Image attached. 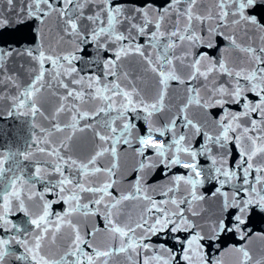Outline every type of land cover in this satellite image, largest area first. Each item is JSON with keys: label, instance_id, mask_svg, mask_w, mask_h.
Returning a JSON list of instances; mask_svg holds the SVG:
<instances>
[{"label": "snow or ice", "instance_id": "1", "mask_svg": "<svg viewBox=\"0 0 264 264\" xmlns=\"http://www.w3.org/2000/svg\"><path fill=\"white\" fill-rule=\"evenodd\" d=\"M50 18L62 51L44 46L42 28L35 50L0 48V86L16 89L0 100L39 129L26 150L0 153V264H222L203 242L249 241V213L264 212V0H27L15 22L0 11V30ZM16 55L27 57L23 84L7 68ZM88 131L81 158L74 142ZM121 150L133 160L126 188ZM17 156L33 163L30 175ZM210 181L218 213L205 235L190 217L204 213L198 189ZM17 213L23 225L10 219ZM77 216L103 225L89 230ZM231 251L237 264H264L246 244Z\"/></svg>", "mask_w": 264, "mask_h": 264}, {"label": "water", "instance_id": "2", "mask_svg": "<svg viewBox=\"0 0 264 264\" xmlns=\"http://www.w3.org/2000/svg\"><path fill=\"white\" fill-rule=\"evenodd\" d=\"M210 2V0H209ZM27 0H14L15 9L9 12L8 6L6 3H0V11L4 13V15L12 20L16 21L17 13H19L22 7H26ZM261 9L258 7L255 12L259 13ZM38 28H42L44 32V46L45 47H55L58 50L62 51L68 45L64 43H57L59 40V30L54 18L48 19L44 25H40L39 21H32L28 28H21L19 31L14 30L13 27H9L7 29L0 30V48H12L16 52H23L25 48H32L35 50L40 45L39 31ZM224 41L221 42L223 45ZM88 53L93 51L92 47L89 46L86 50ZM85 59H88L85 56ZM7 68L13 72H19L20 83L23 84L27 81V73L23 71H19L21 69V65L27 66V57L16 55L9 59L7 62ZM78 67H83V65L77 62ZM133 67L136 70V73H139V68L135 65ZM91 71L90 68H84V72L82 74H87ZM171 95L175 98L182 95V91L179 87L173 84V89L170 90ZM0 94H8L15 95L16 89L9 88L5 90L3 86H0ZM54 101L47 104L46 108L50 112L52 107L54 106ZM11 108V103L9 100H0V153H4L6 151L18 152L24 151L27 148V145L31 143L32 137L34 133H38L39 129L32 128V118L30 116L13 114L9 116L7 113ZM37 123L47 127V121L42 120L41 118H37ZM92 132L88 131L86 133H78L77 139L74 143L82 144L84 146V151L76 152L74 154L79 155L83 158L90 147V142L92 140ZM39 158V157H37ZM16 159L19 161L20 166L24 169V174L30 175L34 170L33 163L31 161H25L21 157L17 156ZM11 162H9L10 164ZM8 165L6 164V167ZM133 166V160L131 154L121 150L120 155V174L124 177L123 187H127V184L134 178L130 169ZM178 171L183 172V169H179ZM11 173H5L2 179H7ZM163 179L162 176L157 175L153 179H150V183H154L156 181H161ZM219 185L214 181L207 182L203 187L199 188L198 191L203 194L206 199L201 202L200 207L204 209V213L200 217H190L193 219L198 225L203 227V232L205 235L208 234V225L211 223V220L214 218V213H218V201L219 198H215L211 196V193L215 190V187ZM37 190L42 191L43 185L37 184ZM224 191L231 195L233 189L231 185H226L223 189ZM87 195V194H86ZM46 198L55 199V197L48 196ZM157 199H162V197L157 196ZM84 202H87L86 199ZM64 205L54 206V210L59 212L62 211ZM129 210L132 211L131 205L129 206ZM10 219L17 224H24L26 221V217H24L23 213H17L15 216H11ZM74 219L81 222V224L87 223L88 229L95 224L99 227H102L103 220L97 217H88L85 221L84 217L77 216ZM28 227H31L28 225ZM197 230H200L199 228ZM245 231L249 232L252 236V239L249 241H242L239 239L237 234H222L219 241H213L209 246V242L205 240L204 243V251L207 255L209 261H214L216 259H220L222 264H237V255L231 251L232 248L238 247L242 244H246L247 247L252 251L254 256H258L262 252H264V239L260 237L264 235V212H261L258 208H254L249 213V219L246 222ZM2 232V230H0ZM180 235L186 236L187 233H181ZM164 236L161 235L159 238L154 237L153 241L163 242ZM96 242L100 245H104L108 243V238L103 233H98L96 237ZM174 243L173 240L169 239V246ZM219 245V247H217ZM179 250V246H177V251ZM114 264H124L123 258H118L114 261Z\"/></svg>", "mask_w": 264, "mask_h": 264}]
</instances>
